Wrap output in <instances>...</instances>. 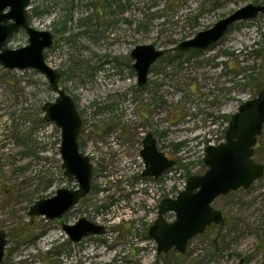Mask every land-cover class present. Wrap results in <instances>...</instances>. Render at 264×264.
Masks as SVG:
<instances>
[{
	"label": "rangeland",
	"instance_id": "1",
	"mask_svg": "<svg viewBox=\"0 0 264 264\" xmlns=\"http://www.w3.org/2000/svg\"><path fill=\"white\" fill-rule=\"evenodd\" d=\"M248 4L264 0L32 1L30 25L54 34L45 60L76 104L81 152L95 172L91 193L70 216H29L38 200L78 185L64 176L60 129L45 119L44 104L57 97L48 80L0 65V230L13 251L7 264H42L50 248L56 264H264V176L218 197L212 206L225 222L191 239L184 254H158L148 235L162 200L208 170L207 148L225 142L232 116L264 88V14L235 23L207 49L175 47ZM27 43L21 31L6 47ZM149 44L166 54L139 86L131 52ZM148 134L176 161L157 181L142 176ZM253 159L264 164V129ZM80 218L106 233L72 243L63 226Z\"/></svg>",
	"mask_w": 264,
	"mask_h": 264
},
{
	"label": "water",
	"instance_id": "2",
	"mask_svg": "<svg viewBox=\"0 0 264 264\" xmlns=\"http://www.w3.org/2000/svg\"><path fill=\"white\" fill-rule=\"evenodd\" d=\"M32 1L0 0V65L7 70L38 71L46 77L57 95L55 101L44 104L43 111L45 119L61 132L59 153L64 176L69 181H75L78 187L59 188L54 196L38 200L29 210V216L57 220L89 195L94 166L89 156L81 152L79 137L83 121L76 104L60 86V72L45 60V52L54 46V34L30 25L28 10ZM261 13L264 14V5L248 4L210 29L181 42L175 50L207 49L217 44L235 23L255 19ZM20 31L27 34L28 43L18 49L7 48L11 37ZM164 55L165 50L152 44L138 45L132 50L131 58L139 85L147 83L152 65ZM263 129L264 89L254 99L244 102L232 116L225 142L207 148L204 163L208 170L202 175L190 177L186 189L176 198H166L160 203L158 218L149 229V236L157 243L158 254L168 253L172 249L184 254L191 239L205 233L212 224L225 222L223 213L212 206L218 197L242 188L248 189L264 176V164L253 159ZM143 145L141 156L145 162L144 176L158 179L175 166L174 160L158 150L152 134L146 136ZM169 213L175 214L172 222L166 219ZM63 229L75 244L92 235H103L106 231L104 226L85 218L74 225H64ZM7 246V232L0 230V264L5 261Z\"/></svg>",
	"mask_w": 264,
	"mask_h": 264
},
{
	"label": "trees",
	"instance_id": "3",
	"mask_svg": "<svg viewBox=\"0 0 264 264\" xmlns=\"http://www.w3.org/2000/svg\"><path fill=\"white\" fill-rule=\"evenodd\" d=\"M264 88H259V91L261 92ZM31 242L30 240L27 241V239H23V240H18L17 239V242L16 244L18 243L19 245L21 244H24V243H29ZM12 252L13 251H10L9 250V253H7L6 257H5V260L7 259L6 263H8V258L10 259V257L12 256ZM54 248H50V249H47L45 251V253L42 255V264H56L57 261L54 259L53 255H54ZM5 262V261H4ZM4 264V263H3Z\"/></svg>",
	"mask_w": 264,
	"mask_h": 264
},
{
	"label": "flooded vegetation",
	"instance_id": "4",
	"mask_svg": "<svg viewBox=\"0 0 264 264\" xmlns=\"http://www.w3.org/2000/svg\"><path fill=\"white\" fill-rule=\"evenodd\" d=\"M20 32H21V31H20ZM189 39H190V38H189ZM187 40H188V39H187ZM185 41H186V40H185ZM54 42H55V37H54ZM183 42H184V41H183ZM165 54H166V52H165ZM162 57H163V56H162ZM133 67H134V65H133ZM148 76H149V75H148ZM147 82H148V79H147ZM138 84H139V83H138ZM144 85H145V84H144ZM144 85H142V86H144ZM139 86H141V85H139ZM82 127H83V126H82ZM80 134H81V133H80ZM145 138H146V137H145ZM145 138H144V139H145ZM143 141H144V140H143ZM143 147H144V145H143ZM142 150H143V149H142ZM142 150H141V151H142ZM87 156H88V155H87ZM123 156L126 157L125 155H123ZM140 156H141V155H140ZM165 156H166V155H165ZM141 157H142V156H141ZM89 158H90V157H89ZM142 158H143V157H142ZM90 160H91V159H90ZM143 161H144V159H143ZM92 164H93V163H92ZM262 164H263V163H262ZM144 165H145V162H144ZM93 166H94V165H93ZM144 171H145V166H144ZM144 171H143V173H144ZM94 172H95V170H94ZM166 172H167V171H166ZM143 173H142V176H143V177H146V176L143 175ZM164 174H165V173H164ZM164 174H163V175H164ZM163 175H162V176H163ZM162 176H161V177H162ZM161 177L158 178V179H155V178H154V179H155V181H157V180L161 179ZM93 178H94V177H93ZM148 178H153V177H148ZM66 188H67V187H66ZM76 188H77V187H76ZM76 188H75V189H76ZM69 189H71V188H69ZM135 189L138 190V187H136ZM91 191H92V190H91ZM90 193H91V192H90ZM90 193H89V194H90ZM53 196H54V195H53ZM82 200H83V199H82ZM82 200H80L79 203H81ZM79 203H78V204H79ZM78 204H76L75 206H77ZM75 206H73V207H72V208H71V209H70V210H69L64 216H70V215H71V212L73 211V209L75 208ZM64 216H63V217H64ZM80 219H81V218H80ZM80 219H78L77 222H78ZM166 219H167V218H166ZM155 221H156V220H155ZM167 221H168V220H167ZM77 222H76V223H77ZM168 222H169V221H168ZM76 223H71V224H68V225H74V224H76ZM154 223H155V222H154ZM95 224H96V223H95ZM97 225H98V224H97ZM212 225H216V224H212ZM212 225H211V226H212ZM104 227H105V226H104ZM209 227H210V226H209ZM105 229H106V227H105ZM106 231H107V229H106ZM106 231H105V233H106ZM148 235H149V232H148ZM92 236H93V235H92ZM149 237H150V236H149ZM150 238H151V237H150ZM69 239H70V238H69ZM151 239H152V238H151ZM70 241H71V240H70ZM82 241H83V240H82ZM82 241H81V242H82ZM71 242H72V241H71ZM71 242H70V243H71ZM81 242H80V243H81ZM72 243H73V242H72ZM74 244H75V243H74ZM78 244H79V243H78ZM172 250H174V249H172ZM172 250H171V251H172ZM6 252H7V251H6ZM168 253H169V252H168ZM178 253H179V252H178ZM165 254H167V253H165ZM157 264H158V263H157Z\"/></svg>",
	"mask_w": 264,
	"mask_h": 264
},
{
	"label": "built area",
	"instance_id": "5",
	"mask_svg": "<svg viewBox=\"0 0 264 264\" xmlns=\"http://www.w3.org/2000/svg\"><path fill=\"white\" fill-rule=\"evenodd\" d=\"M145 166V165H144ZM186 186H187V183L186 184H184V187H182V189H185L186 188Z\"/></svg>",
	"mask_w": 264,
	"mask_h": 264
},
{
	"label": "bare ground",
	"instance_id": "6",
	"mask_svg": "<svg viewBox=\"0 0 264 264\" xmlns=\"http://www.w3.org/2000/svg\"><path fill=\"white\" fill-rule=\"evenodd\" d=\"M174 221V220H173ZM172 222V221H171Z\"/></svg>",
	"mask_w": 264,
	"mask_h": 264
}]
</instances>
